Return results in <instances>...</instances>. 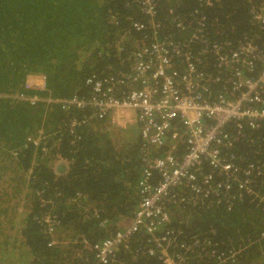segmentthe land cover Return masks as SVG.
I'll return each mask as SVG.
<instances>
[{
    "label": "trees",
    "instance_id": "1",
    "mask_svg": "<svg viewBox=\"0 0 264 264\" xmlns=\"http://www.w3.org/2000/svg\"><path fill=\"white\" fill-rule=\"evenodd\" d=\"M196 10L206 17L204 37L211 42L235 46L247 36L264 52V32L252 20L253 11L264 12V0H213L211 6L203 0H157L152 20L133 0H0V178L20 171L29 189L16 229L0 227V264H82L77 255L88 253L82 239L99 243L133 216L141 200L137 186L145 149L134 132L138 126L92 121L71 132L69 120L81 121L88 110L67 111L55 101L89 96V76L127 71L126 53L141 45L152 24L161 27V38L186 39L190 28L179 32L174 21ZM134 23L146 30L136 31ZM199 68L217 75L206 61ZM41 74L45 90H27L28 76ZM36 94L39 100L28 104L27 97ZM246 133L234 145L235 161L259 167L262 175L252 189L264 193V125ZM244 194L228 209L216 202L170 206V227L185 240L211 231L217 253L236 252L224 264H264V215ZM8 212L0 203V225ZM47 216L55 219L51 232ZM148 246L147 235L136 234L117 252L116 264H158L146 255ZM214 261L193 257L189 264Z\"/></svg>",
    "mask_w": 264,
    "mask_h": 264
},
{
    "label": "built area",
    "instance_id": "2",
    "mask_svg": "<svg viewBox=\"0 0 264 264\" xmlns=\"http://www.w3.org/2000/svg\"><path fill=\"white\" fill-rule=\"evenodd\" d=\"M203 1L208 6L213 3ZM133 3L148 19L156 15L157 0ZM252 20L264 32V12L253 11ZM174 25L179 32L189 27L188 37L161 38V27L152 24L148 37L142 35L141 45L126 53L127 71L89 76L85 81L89 96L55 101L67 111L88 110L81 121L69 120L71 132L92 121H107L122 129L137 125L145 146L138 209L109 238L95 244L82 239L88 252L77 255L84 259L82 264L118 263L117 252L127 249L140 232L147 235L146 255L158 264H189L193 257L224 264L233 261L236 252L217 253L209 238L211 231L180 239L182 232L170 227L169 207L216 202L228 209L246 193L264 215V193L252 189L262 171L253 164L240 166L233 152L247 131L264 125V52L247 36L235 46L228 41L211 42L204 37L206 17L199 10L175 19ZM134 29L144 31L146 25L134 23ZM122 50L118 46L117 53ZM205 61L212 64L216 76L199 68ZM46 83L43 74L28 76L25 88L43 92ZM26 100L34 105L39 97L31 95ZM44 222L51 232L55 219L47 216ZM89 254L90 260L85 256Z\"/></svg>",
    "mask_w": 264,
    "mask_h": 264
},
{
    "label": "rangeland",
    "instance_id": "3",
    "mask_svg": "<svg viewBox=\"0 0 264 264\" xmlns=\"http://www.w3.org/2000/svg\"><path fill=\"white\" fill-rule=\"evenodd\" d=\"M134 132L137 133L138 130L136 129V131ZM57 163L58 162L56 161V164ZM51 165H53V162L51 163ZM27 181H28L27 174L21 173L20 171L16 172L15 170L11 172H7L5 176L0 178V203H3L5 206L9 207V212H8L9 215L8 216L5 215L2 218L4 221V223L0 225L2 229L12 228L14 231L17 225L15 223H18L19 219H21L19 214L22 213L25 209L23 208V206L29 205L28 198H27L28 194L26 195V193L29 191V189L27 188ZM16 184L18 185L17 188H16ZM5 194L7 196H5ZM6 199L7 201H5ZM9 216L11 218L10 220L11 223L7 222V219H6V217L9 218ZM124 222H127V219ZM122 224H125V223H122Z\"/></svg>",
    "mask_w": 264,
    "mask_h": 264
}]
</instances>
